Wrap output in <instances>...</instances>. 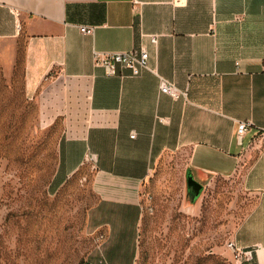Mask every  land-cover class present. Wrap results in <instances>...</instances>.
<instances>
[{
  "label": "crops",
  "instance_id": "crops-1",
  "mask_svg": "<svg viewBox=\"0 0 264 264\" xmlns=\"http://www.w3.org/2000/svg\"><path fill=\"white\" fill-rule=\"evenodd\" d=\"M141 46L185 98L160 93L149 71L107 75L92 61L93 50ZM19 47L36 123L59 130L63 178L89 165L95 226L111 241L139 225L155 164L184 153L204 191L232 183L229 242L256 248L247 264H264V0H0V66L12 69ZM241 120L253 125L238 144ZM121 243L104 264H133L132 241Z\"/></svg>",
  "mask_w": 264,
  "mask_h": 264
},
{
  "label": "rangeland",
  "instance_id": "rangeland-1",
  "mask_svg": "<svg viewBox=\"0 0 264 264\" xmlns=\"http://www.w3.org/2000/svg\"><path fill=\"white\" fill-rule=\"evenodd\" d=\"M21 59L18 53L12 69L0 66V264H104L121 239L120 246L134 245L133 264H239L227 246L239 214L233 185L202 187L192 197L184 153L155 164L132 236L111 241L107 226H95L89 165L62 177L59 130L37 125Z\"/></svg>",
  "mask_w": 264,
  "mask_h": 264
},
{
  "label": "built area",
  "instance_id": "built-area-1",
  "mask_svg": "<svg viewBox=\"0 0 264 264\" xmlns=\"http://www.w3.org/2000/svg\"><path fill=\"white\" fill-rule=\"evenodd\" d=\"M78 28L82 34H93V26H79ZM149 39L150 42L154 44L157 41L155 36H150ZM92 61L96 66L102 67L107 75L117 74L118 68L129 70L130 74L133 76L139 75L143 70L149 71L158 77V89L160 93L168 95L173 99L186 97V90H181L173 81L159 75L154 68L149 66L148 53L143 46L138 49H131L124 52H98L93 50ZM252 125L250 120H241L237 122L235 137L238 144H241L245 134ZM258 130L264 135V128ZM132 136L133 134H130V137ZM227 246L231 250L236 262L238 261L239 264L249 263L256 250V248H239L233 242H228Z\"/></svg>",
  "mask_w": 264,
  "mask_h": 264
},
{
  "label": "water",
  "instance_id": "water-1",
  "mask_svg": "<svg viewBox=\"0 0 264 264\" xmlns=\"http://www.w3.org/2000/svg\"><path fill=\"white\" fill-rule=\"evenodd\" d=\"M186 186L188 190L190 189L192 197L198 196L202 189V186L196 181H194L193 178L189 175H187L186 177Z\"/></svg>",
  "mask_w": 264,
  "mask_h": 264
},
{
  "label": "trees",
  "instance_id": "trees-1",
  "mask_svg": "<svg viewBox=\"0 0 264 264\" xmlns=\"http://www.w3.org/2000/svg\"><path fill=\"white\" fill-rule=\"evenodd\" d=\"M19 53H20V55H21V58H22V49L19 47ZM57 182H61V179H60V181L58 180Z\"/></svg>",
  "mask_w": 264,
  "mask_h": 264
},
{
  "label": "flooded vegetation",
  "instance_id": "flooded-vegetation-1",
  "mask_svg": "<svg viewBox=\"0 0 264 264\" xmlns=\"http://www.w3.org/2000/svg\"><path fill=\"white\" fill-rule=\"evenodd\" d=\"M189 191H190V189H189ZM191 193V192H190Z\"/></svg>",
  "mask_w": 264,
  "mask_h": 264
}]
</instances>
